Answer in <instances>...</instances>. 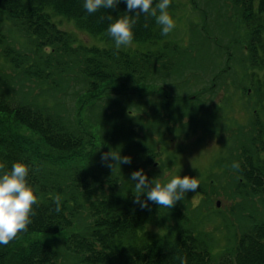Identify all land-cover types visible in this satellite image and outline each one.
Here are the masks:
<instances>
[{
  "label": "trees",
  "instance_id": "obj_1",
  "mask_svg": "<svg viewBox=\"0 0 264 264\" xmlns=\"http://www.w3.org/2000/svg\"><path fill=\"white\" fill-rule=\"evenodd\" d=\"M203 1V14L215 25H221L220 18L231 5L234 32L240 26L244 30L242 39H231L239 42L235 48L242 43L246 50L237 65L264 68V0ZM191 4L198 7L196 0ZM181 5L179 0H171L169 12L174 18ZM125 11L123 2L89 15L83 0H0V170H10L14 162L22 160L29 166V183L37 191L27 231L0 246V264H181V259L185 264H264V127H255L253 133L240 131L233 137L235 144L228 154L218 160L229 182L222 192L214 193H224L234 201L229 214L215 205L213 208L214 197L208 189L216 179L211 175L201 179L200 188L190 192V199L186 197L171 208L161 209L152 202L141 208L135 202L138 194L129 180L132 172L141 168L150 174L158 171V152L148 143L152 135L131 130V122L116 117L123 111L117 108L121 106L119 100L111 101L113 95L98 100L101 93L94 88L107 82L113 91L123 82L137 96L142 85L147 86L150 97L154 92L149 88L156 82L151 76L159 79L161 74L156 73L173 68L178 76L189 66L187 60L178 65L187 48L162 36L155 19L143 14L134 27L133 44L137 47L114 51L117 49L106 32L110 23L106 17L115 19ZM59 17L106 46L77 45L76 39L58 26ZM209 25L204 31L205 27L192 24V31L196 44L206 43L212 51V40H208L214 30ZM160 41L162 44L154 49ZM213 41V46L219 44L217 37ZM139 43H147L148 51L142 52ZM231 68L227 65L223 74ZM73 70L85 76V93L78 107L72 101L81 94L80 89L61 103V85L71 81ZM172 85L169 88L174 91ZM214 88L193 92L190 97H164L159 102L166 113L161 116L163 122L174 135L171 141L196 136L206 124L199 115L207 104L203 100L206 92H202ZM129 91L115 95H126L122 106L127 110L133 107ZM143 102H134L136 120L142 116ZM129 116H125L128 121ZM157 119L152 123L148 119L150 127H160ZM109 148L130 156L132 163L105 166L101 155ZM234 161L240 164L238 171L232 168ZM193 198L199 200L197 205ZM166 211L180 224L160 218ZM215 212L226 213L223 224L229 221L224 242L217 243L211 233L208 240L205 234H209L201 231L204 220L220 214ZM158 221L164 226L159 232L149 227Z\"/></svg>",
  "mask_w": 264,
  "mask_h": 264
},
{
  "label": "rangeland",
  "instance_id": "obj_2",
  "mask_svg": "<svg viewBox=\"0 0 264 264\" xmlns=\"http://www.w3.org/2000/svg\"><path fill=\"white\" fill-rule=\"evenodd\" d=\"M179 1L182 5L177 9L174 18L176 21V27L167 35V37L172 39L174 43H180V45L187 48V55L178 60V65L180 66L184 64L187 60L186 63L189 68L186 69L184 73L180 74L181 76L178 75L179 77L175 76L177 74L175 73L174 68L172 69L173 71L169 70L167 73H156L159 76L161 74V79H155L157 78L156 75L151 76V78H154L152 80H155L156 82H154L153 86L149 88L151 92H154L150 97H148L147 86L142 87L141 85L139 87L141 89L136 96L132 91H129L127 87L121 84L123 82H120L118 85L116 84V88H114L116 90L113 91H111L113 87L107 82L97 83L94 89L101 93V98L98 100H101L105 95L109 96V98L113 95L111 101L114 100L116 102L119 100L121 106H118L117 108L120 107V110L123 111L120 114H116V117L125 123L131 122L130 125H128L131 130L137 128L141 131L145 130L144 136L145 133L147 136L150 134L152 135L148 137V143L153 146L154 151L157 150L159 157L155 160L158 163L156 167L158 168V171L156 173L150 174L149 172L144 171L147 176H149L150 180L157 177L161 181H164L170 179L174 175L180 174L181 176H198L201 181V179H209L208 176L211 175L210 177L216 179V181H212L214 185H211L208 189L209 194L214 197L212 203L213 208L214 205H216V202L219 201L218 209L226 211L227 214H229V210L234 206V201L232 202L229 200L227 196H224V193H214L216 190L222 192V188L225 185H228L227 182H229V179H226L225 177V171L223 168L220 170L218 160L228 154L229 149L235 144V139L233 137L238 135L240 131L250 130L253 133L255 127L260 129H263L264 127V68L256 67L253 69H247L244 67L243 69L237 65V63L239 64V57H241V54L244 56L246 50L242 43L239 47L235 48V46L239 45V42L237 40H231L232 38L242 39L244 35L242 26L236 28L235 32L233 30L231 5H229L230 8L227 6L228 8L224 10L228 11L225 13L224 18L223 16H220L221 25L220 23L215 25L216 23H211V17L208 18L206 14H203L204 11H206L205 1L202 2V0H196L198 5L197 8L192 6L191 0ZM207 11L209 12V9ZM234 11L235 9L232 10L233 13ZM56 20L58 21V26L61 30L67 32L71 39H76L77 45H85L95 48H102V46L105 45L104 43H100L99 40L93 39L88 34L82 32L71 22H68L65 19L63 20L60 17ZM192 24L199 26V28L202 26H208V24H210L209 26H213L212 28L214 32L212 33L214 35H210L211 39H209L208 42L212 40L210 43L214 48L211 47V49L214 50H208L206 43L204 45L200 43L196 44L197 42L192 31ZM207 29L208 27H205L204 31ZM216 37L219 40V44L213 46V38ZM24 41L25 40H23V42ZM163 41L154 44V49L158 48ZM18 42L20 44V41ZM111 45L114 44L112 43ZM137 45H140L139 48H141L142 52L148 51L145 47L147 43H139ZM136 47L137 46L132 44L127 48L128 50H131ZM127 48L122 47L119 50L114 49V51L124 52L127 51ZM184 51L186 52L185 49L181 50V52ZM177 58L178 57L175 55V61ZM230 64L232 67L231 70L223 74L227 65ZM165 67V65H162V69H166ZM73 71L74 74L69 77L71 81L63 82L61 85V103L63 102L64 97L67 99L71 98L74 91L80 89L81 94L76 96L72 101V105L77 106L76 104L83 100L84 97L85 86L83 80H85V76L82 74L80 75L79 72L75 73L77 70ZM191 75L193 76L191 77ZM163 76L164 78H162ZM133 79L136 80V77ZM98 84L100 85L101 90H98ZM169 85L174 86L171 87L174 91L169 88ZM213 86H215V88L212 92L205 91L206 94L203 100H205L207 104H205L203 108L201 107L202 109L199 111V115L201 114V116L205 118L206 124L202 128H199L196 136L190 134L185 138L181 136L180 139L171 141L174 135L170 132L168 125L163 122V117L166 113L164 108L159 107V102L163 101L164 97H173L174 95L180 97L187 94L190 97L193 92L202 89L210 90ZM257 88H259V95L256 92ZM127 91H129L128 93L131 92V99L133 100V107H129L128 110L127 106H122L127 99L126 95L123 98L115 97V95H123ZM141 92L143 94L142 96ZM139 101H144L142 104V110L140 111L142 116L136 120L135 116L137 114V107L134 106V102L136 103ZM95 103L97 104V102ZM64 105H66V103ZM154 105L159 108L152 109L155 107ZM125 116H129L130 121L126 120ZM154 116L160 119H157L160 122L159 128L153 126L150 127L148 124V119H150L151 123L153 120H156ZM187 121L188 120H186L185 123ZM148 127H150V129H148ZM189 194L190 192H188L184 198L187 197V199H190L191 195ZM216 198H218V200H216ZM192 201L194 205H197L199 202L197 198H193ZM157 207L159 206L157 205ZM162 208L165 209L166 207H161V209ZM182 211L185 212V209L183 208ZM167 213V211L164 212L160 218L163 217L169 219L170 223L173 225L176 220L169 218L170 216ZM216 215L217 216L212 215V219L204 220L201 227L205 229L200 230L209 234H205L208 240H211V233L217 243L224 242L229 235V221L226 220L223 224V220L226 218V213ZM161 224L162 223L158 221L156 224L149 225V227L159 232L164 227ZM176 224H180L179 221L176 222ZM218 245L217 250H220L221 246L220 244Z\"/></svg>",
  "mask_w": 264,
  "mask_h": 264
},
{
  "label": "clouds",
  "instance_id": "obj_3",
  "mask_svg": "<svg viewBox=\"0 0 264 264\" xmlns=\"http://www.w3.org/2000/svg\"><path fill=\"white\" fill-rule=\"evenodd\" d=\"M121 2L126 4L124 15L115 19L112 15L106 17L110 21L106 32L117 50L133 44L134 27L141 14L155 19L162 36H167L176 27V21L169 12L171 0H83V9L91 15L100 9L116 8ZM101 161L105 166L114 168V165L120 167L122 164H131L132 158L121 156L120 150L109 148L108 152L101 155ZM232 168L238 171L239 162L234 161ZM28 177L29 166L22 160L14 162L10 170H0V246L8 245L19 233L27 231L31 223L33 206L37 203V191L29 183ZM129 180L134 182V191L138 194L135 202L140 204L141 208H147L149 202L159 207L171 208L183 200L188 192L195 193L200 188L198 176L177 174L164 181L157 177L149 180L142 168L133 171ZM141 195L145 196L146 200L141 201ZM59 210L57 201L56 211ZM181 264H185L183 259Z\"/></svg>",
  "mask_w": 264,
  "mask_h": 264
},
{
  "label": "water",
  "instance_id": "obj_4",
  "mask_svg": "<svg viewBox=\"0 0 264 264\" xmlns=\"http://www.w3.org/2000/svg\"><path fill=\"white\" fill-rule=\"evenodd\" d=\"M218 206H219V202H218V204H217Z\"/></svg>",
  "mask_w": 264,
  "mask_h": 264
}]
</instances>
